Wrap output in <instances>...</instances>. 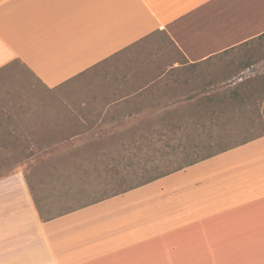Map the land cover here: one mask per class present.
<instances>
[{
  "label": "crops",
  "instance_id": "crops-1",
  "mask_svg": "<svg viewBox=\"0 0 264 264\" xmlns=\"http://www.w3.org/2000/svg\"><path fill=\"white\" fill-rule=\"evenodd\" d=\"M158 33L188 62L159 79L214 86L201 62L263 34L264 0H0V68L57 87ZM0 264H264V134L51 216L1 177Z\"/></svg>",
  "mask_w": 264,
  "mask_h": 264
},
{
  "label": "rangeland",
  "instance_id": "rangeland-1",
  "mask_svg": "<svg viewBox=\"0 0 264 264\" xmlns=\"http://www.w3.org/2000/svg\"><path fill=\"white\" fill-rule=\"evenodd\" d=\"M243 52L262 55L243 68ZM263 53L258 36L201 62L224 72L207 74L214 86L195 81L190 89L175 83L176 71L158 78L188 63L163 33L57 87L15 60L0 68V178L22 171L40 212L51 216L178 166L177 157L191 160L262 135L264 79L246 84L264 74ZM233 89L245 95L235 101ZM211 95L217 101L208 103Z\"/></svg>",
  "mask_w": 264,
  "mask_h": 264
},
{
  "label": "trees",
  "instance_id": "trees-1",
  "mask_svg": "<svg viewBox=\"0 0 264 264\" xmlns=\"http://www.w3.org/2000/svg\"><path fill=\"white\" fill-rule=\"evenodd\" d=\"M259 37H264V33L263 34H261ZM256 53H257V55H259L260 56V54L262 53V52H243V59L241 60V63H242V65H243V68H247V67H249V66H251V65H253L254 64V57H255V55H256ZM264 54V53H263ZM262 55V54H261ZM260 78L259 79H257V78H253V79H251L249 82H247L248 84H246V86L247 87H252V85L254 84V85H256V84H260V81L261 80H263L264 79V74L262 75V76H259ZM246 86H245V88H246ZM243 91H245L244 89H242V91L241 90H236V89H233L231 92H229V98H232V99H234L235 101H237L240 97L242 98L245 94H244V92ZM246 93H247V91H246ZM251 94H252V92H251ZM228 98V99H229ZM241 100V99H240ZM205 101H207L208 103H211L212 101H217V99H215V96L214 95H211V96H208V97H205ZM172 120H174V119H172ZM174 121H182V119L181 118H179V120H174ZM201 124H202V126L204 127L205 126V122L204 121H201ZM163 129V128H162ZM160 134H161V131H160ZM136 137V135L134 136V138ZM140 137V136H139ZM162 137V136H161ZM141 138V137H140ZM147 138V137H146ZM253 139V138H252ZM251 140V139H250ZM247 141H249V140H246V141H242L241 143H238V144H236V145H239V144H242V143H245V142H247ZM199 145V144H198ZM200 145H203V143L202 144H200ZM236 145H233V146H231V147H228V148H224V149H221V150H219V151H217V152H208L207 154H204V155H201L200 157H196V158H193V159H191V160H189V159H187V158H179V157H177V159L175 160L176 162H178L179 163V165L178 166H169V168H167L165 171H163V172H161L160 174H157V175H155V176H153V177H151V178H149V179H146V180H144V181H141L140 183H137V184H134V185H132L131 187H129V188H127V189H124V190H122V191H126V190H128V189H130V188H133V187H136V186H139V185H141V184H144V183H147V182H150V181H152V180H154V179H156V178H158V177H161V176H163V175H166V174H169V173H171V172H173V171H176V170H179V169H182V168H184V167H186V166H188V165H190V164H192V163H195V162H197V161H200V160H202V159H205V158H208V157H210V156H212V155H215L216 153H219V152H222V151H225V150H227V149H229V148H232V147H234V146H236ZM169 146H171V147H173L171 144L169 145ZM212 146V144H209V147H211ZM186 147V146H185ZM184 150H186V148L184 149ZM166 154H169V153H166ZM190 155V152L188 151V152H186V156H189ZM171 162H173V160L172 161H170V163ZM181 164V165H180ZM122 191H120V192H122Z\"/></svg>",
  "mask_w": 264,
  "mask_h": 264
}]
</instances>
